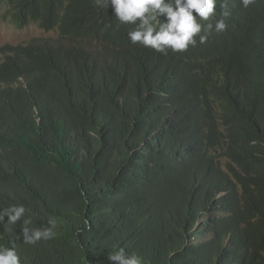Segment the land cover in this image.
I'll use <instances>...</instances> for the list:
<instances>
[{"label":"trees","instance_id":"1","mask_svg":"<svg viewBox=\"0 0 264 264\" xmlns=\"http://www.w3.org/2000/svg\"><path fill=\"white\" fill-rule=\"evenodd\" d=\"M0 20L55 33L0 46V210L56 223L27 245L0 222V244L22 264H264V0H217L183 53L133 45L95 0H0Z\"/></svg>","mask_w":264,"mask_h":264},{"label":"clouds","instance_id":"2","mask_svg":"<svg viewBox=\"0 0 264 264\" xmlns=\"http://www.w3.org/2000/svg\"><path fill=\"white\" fill-rule=\"evenodd\" d=\"M253 2L241 0L245 8ZM95 3L101 8H108L110 4L120 24L135 26L128 32L133 45L139 44L160 53L168 49L183 53L189 46L197 44V37L199 43H205L208 39L206 32L213 25L208 23L205 27L201 21L207 22L215 17L217 6V0H95ZM221 7L225 8L226 4H221ZM222 15L227 16L228 13L223 12ZM226 27L223 19L215 24L217 32L226 30ZM26 211L23 204H11L0 210V222L6 225L22 222L18 236L27 245L53 238L55 221H49L50 227L31 228V220L25 218ZM108 259L115 264H141L136 253L126 255L123 248L109 254ZM0 264H22L14 243L11 247L0 244Z\"/></svg>","mask_w":264,"mask_h":264},{"label":"rangeland","instance_id":"3","mask_svg":"<svg viewBox=\"0 0 264 264\" xmlns=\"http://www.w3.org/2000/svg\"><path fill=\"white\" fill-rule=\"evenodd\" d=\"M54 37V32H44L36 25H29L23 29H17L9 22L0 20V46L5 44L17 45L28 42L34 38Z\"/></svg>","mask_w":264,"mask_h":264}]
</instances>
